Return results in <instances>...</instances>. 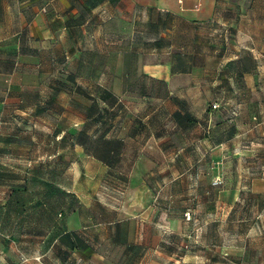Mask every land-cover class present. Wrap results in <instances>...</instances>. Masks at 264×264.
Segmentation results:
<instances>
[{
	"label": "crops",
	"instance_id": "1",
	"mask_svg": "<svg viewBox=\"0 0 264 264\" xmlns=\"http://www.w3.org/2000/svg\"><path fill=\"white\" fill-rule=\"evenodd\" d=\"M262 90L264 0H0L2 203L21 185L22 160L34 177L44 166L46 186L66 193L77 167L99 179L97 195L116 202L131 192L125 209L116 202L96 219L128 256L143 257L152 232L181 248L156 251L172 264H264V172L248 165L264 157L241 138L264 132ZM198 97L200 112L190 105ZM214 100L219 108L207 106ZM78 213L59 234L79 235Z\"/></svg>",
	"mask_w": 264,
	"mask_h": 264
},
{
	"label": "rangeland",
	"instance_id": "2",
	"mask_svg": "<svg viewBox=\"0 0 264 264\" xmlns=\"http://www.w3.org/2000/svg\"><path fill=\"white\" fill-rule=\"evenodd\" d=\"M24 10H28V8H24ZM10 11L12 12V8ZM13 21L16 25L17 19L15 18ZM147 58L149 61H153L156 56L149 54ZM261 93L264 94V90ZM152 103L154 105L155 100L150 99L149 106H152ZM212 103H216L217 107H220L219 100L208 101L207 106L213 108ZM175 104L176 102L171 101L166 104V107H173ZM190 105L197 112L206 107L205 100L200 97L191 100ZM22 130L20 137L27 134L26 127H23ZM196 135L200 137L201 132L197 131ZM241 138L242 143L247 145L245 146L246 149L255 148L254 154L264 157V132L245 131L242 133ZM127 143V146L122 149L127 157H131L134 150L133 143L129 140ZM204 147L209 149L206 145ZM173 149L176 148H167L166 158L172 155L171 151ZM152 150L154 155L159 157V155H156V150ZM27 151L22 145L18 149L20 154L28 153ZM203 152L204 148L198 146L195 148L194 155L203 154ZM208 153L216 156L220 154V149H209ZM16 165L15 180L16 182L19 181L21 185L15 187V193L11 197L12 199H9V203L8 200L2 203L6 192L3 193V188L0 187V264H172V259L158 255L159 253L156 251L163 249L181 250L180 247L174 244L172 239L163 237V235L162 238L166 241H162V239L155 242L156 239L152 238V232H150V241L148 246L143 248V257L136 258L140 255V249L134 250L132 255L128 256V253L125 250L123 251V247L107 241L105 236L110 232L108 226L103 224L100 226L96 222L97 220L104 221L107 219L111 211L114 210L116 202L119 209H125L126 202L131 200L130 191L127 193L129 195H122L118 201H111L107 196L96 194L99 179L88 178L87 175L83 177L77 167H74L69 173V182L72 184L74 191L61 192L58 188L46 186L45 176L47 177V175L44 166L35 172L38 176L34 177L35 167H31L23 160ZM128 165L126 161L118 164L119 168L123 169L127 168ZM167 165L171 167V163H160L159 169L167 171ZM248 165L251 170L255 171V174L264 172V163L261 162V159ZM240 167L243 169V164ZM215 168L219 169V166ZM5 179L10 180L11 177L6 176ZM215 180L219 182V179L216 178ZM165 181L169 182L167 178H165ZM185 183L186 181H181L177 185L181 187L185 186ZM137 196L140 198V192ZM141 197L144 198V194ZM97 198L101 201H97ZM74 209L79 211L82 226L75 229L79 235H72L75 239L74 248H68L65 242L58 239V234L63 229L64 221L70 211ZM217 211L220 213L218 209ZM189 212L188 219H191L192 212ZM184 218H186L185 214ZM213 218H215V211H213ZM150 231H152L151 228ZM100 235L104 237L100 239L101 242H98L97 238H100Z\"/></svg>",
	"mask_w": 264,
	"mask_h": 264
},
{
	"label": "trees",
	"instance_id": "3",
	"mask_svg": "<svg viewBox=\"0 0 264 264\" xmlns=\"http://www.w3.org/2000/svg\"><path fill=\"white\" fill-rule=\"evenodd\" d=\"M119 146H120V141H116V143L114 144V147H112L111 149L119 150ZM99 153H100L102 158L106 157V155L108 153V148H104V147L100 148ZM58 239L60 241L65 242L67 244L68 248H74L75 239L72 236V234H70L69 232H64L62 234H59Z\"/></svg>",
	"mask_w": 264,
	"mask_h": 264
},
{
	"label": "built area",
	"instance_id": "4",
	"mask_svg": "<svg viewBox=\"0 0 264 264\" xmlns=\"http://www.w3.org/2000/svg\"><path fill=\"white\" fill-rule=\"evenodd\" d=\"M211 105H212L213 108H215V107L218 106L216 103H212ZM184 214H185L186 218L188 219L190 212L189 211H186V212H184Z\"/></svg>",
	"mask_w": 264,
	"mask_h": 264
}]
</instances>
